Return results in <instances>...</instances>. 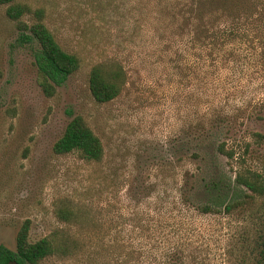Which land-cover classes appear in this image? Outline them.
Instances as JSON below:
<instances>
[{
	"label": "rangeland",
	"instance_id": "obj_1",
	"mask_svg": "<svg viewBox=\"0 0 264 264\" xmlns=\"http://www.w3.org/2000/svg\"><path fill=\"white\" fill-rule=\"evenodd\" d=\"M18 3L45 10V25L65 51L78 56L80 66L53 97H46L37 83V46L20 41L16 22L0 5V246L15 251L17 232L29 221L32 242L54 233L76 241L70 253L41 264H126L117 242L143 239L151 217L174 208L183 183L199 201L203 179L215 166L231 177L239 169L264 170V140L253 136L264 137V15L255 18L253 42L241 47L248 49L250 62L232 84L211 91L208 80L200 82L190 36L177 31L182 21L168 20L166 0ZM105 61L122 65L125 84L113 101L98 104L88 78L92 66ZM213 106L240 109L229 123L213 127ZM199 113L206 123L210 119L201 132L196 130ZM76 116L100 139V162L53 153ZM222 142L234 150L233 161L215 153ZM64 212H70L65 219ZM190 219V241L203 247L194 255L196 262L260 260L250 247L241 249L248 219L195 211ZM102 245L111 246L109 253L101 252Z\"/></svg>",
	"mask_w": 264,
	"mask_h": 264
},
{
	"label": "trees",
	"instance_id": "obj_2",
	"mask_svg": "<svg viewBox=\"0 0 264 264\" xmlns=\"http://www.w3.org/2000/svg\"><path fill=\"white\" fill-rule=\"evenodd\" d=\"M166 1L168 20L173 25L182 21L181 29L177 31L187 33L190 36L187 42L196 49L195 64L200 82L208 80L211 91L232 84L234 76L243 72L244 63L250 62L248 49L241 47L254 40V22L264 15V8L258 9V4L264 0ZM0 5L7 6L6 17L16 22L20 41L23 44H36L34 65L37 69V83L46 97H53L57 87L79 69L78 56L65 51L56 41L54 34L44 23V9H32L18 3V0H0ZM25 17H30L31 23L25 22ZM252 19L254 21L251 22ZM186 27L189 30L185 29ZM124 84V70L117 61L100 62L90 69L88 89L98 104H106L117 98ZM213 108V127L229 123L232 114L240 109L239 106L230 111L225 108L218 110L214 106ZM208 122L210 124V119ZM207 123L200 115L196 130L201 132ZM253 136L258 142L264 140L258 133ZM248 150L249 145L246 144L245 153H248ZM52 151L61 156L76 153L88 162H100L104 154L100 139L81 116H76L68 122L62 136L54 143ZM214 151L229 161L235 159L234 150L227 149L224 142L218 143ZM192 156L199 157L197 154ZM203 182L204 199L196 201L190 197L191 188H188V183L185 182L177 192L176 206L162 209L161 215H165L163 219L162 216H152L150 227L144 226L143 231L147 234L143 239L141 236H135L127 242H117V248L125 252L127 261L124 263H193L197 260L194 255L203 248L190 241L193 232L190 218L191 212L195 211L199 216L235 217L244 221L248 219L249 225L246 228L250 226V229L247 238L243 239L245 241L241 239V249L247 250L250 247L251 252L260 255V260L254 264H264V170L259 172L239 169L231 177L215 166ZM68 213L70 212L60 213V216L65 219L69 216ZM29 229L30 222H23L15 238V251L0 246V264H41L55 255H66L73 249L71 247H75V240L68 237L60 239L57 233L32 242L29 240ZM250 238L252 239L247 242L246 239ZM100 248L102 250L99 249V252H108L111 246L102 245ZM191 248L189 255L187 251ZM195 264L203 262L197 261Z\"/></svg>",
	"mask_w": 264,
	"mask_h": 264
}]
</instances>
